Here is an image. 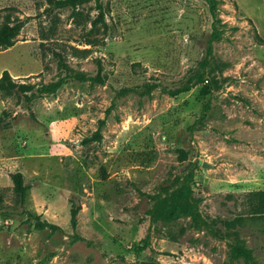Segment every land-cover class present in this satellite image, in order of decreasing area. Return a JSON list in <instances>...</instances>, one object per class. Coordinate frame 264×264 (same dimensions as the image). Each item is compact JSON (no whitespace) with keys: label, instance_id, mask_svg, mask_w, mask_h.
<instances>
[{"label":"rangeland","instance_id":"rangeland-1","mask_svg":"<svg viewBox=\"0 0 264 264\" xmlns=\"http://www.w3.org/2000/svg\"><path fill=\"white\" fill-rule=\"evenodd\" d=\"M220 1L225 33L205 68L209 82L171 96L165 90L203 57L205 0H101L96 26L95 1L76 16L45 0H0V23L6 14L23 23L0 51V77L7 70L39 88L65 76L58 52L74 72L104 78H68L52 94L0 93V264H231L229 238L188 217L151 219L154 197L185 177L218 228L243 217L240 238L264 264V217H250L248 196L264 190V0ZM147 82L160 87L116 95ZM16 172L30 186L24 200Z\"/></svg>","mask_w":264,"mask_h":264},{"label":"trees","instance_id":"trees-1","mask_svg":"<svg viewBox=\"0 0 264 264\" xmlns=\"http://www.w3.org/2000/svg\"><path fill=\"white\" fill-rule=\"evenodd\" d=\"M49 6L57 8H70L72 12L79 16L80 7L84 4H88L91 1H95V8L98 10L97 17L91 19L93 26H96L100 22H104V10L101 0H45ZM209 13L212 18L211 32L204 49V54L199 62L197 69L191 71L190 76L180 86L173 89H164L167 94L171 96H177L181 93L187 92L197 84H202L208 81L206 77L205 68L208 65L209 59L213 53L214 43L222 40L225 33V26L222 23L218 14V5L220 0H205ZM23 27L22 21L12 19L10 14H6L0 23V51L9 49L14 46L16 37L20 34ZM58 58V66L64 71L65 76L59 77L57 80L48 84H44L35 89L34 85L23 84L17 82L7 70H4L0 77V93L5 96L12 95L14 92H20L23 94L30 93L32 96L39 94H52L56 92L68 78H75L80 81H92L95 83H104V78L101 76L100 70L95 76L87 75L83 72H74L66 63L64 57L58 53H54ZM209 82V81H208ZM160 87L157 83H144L137 87H123L116 91V95L124 96L129 93H136L139 96L150 95V93L156 88ZM35 89V90H34ZM104 125L101 121L99 129L95 132V139H100V128ZM11 180L14 185L15 191L24 200L27 192L30 188L28 184L23 181L21 172L12 174ZM192 178L185 177L180 182L179 186L165 190L162 194L154 197V204L149 210L150 217L153 221L173 222L181 217L190 218L191 227L197 230H205L212 234L214 237L229 238L227 244L229 247V262L243 264H261V262L255 257L254 250L248 248L246 243L240 238L238 225H243V217H237L233 221H222L225 231L217 227L216 220H210L202 215L199 210L201 199L194 195L191 187ZM251 199L250 204V217H264V190L250 192L248 194ZM70 223L72 228H76L78 222V213L80 206L76 203L74 198L70 199ZM221 222V221H220ZM36 226L40 229L49 228L52 231L60 230L61 228L53 223L46 221L36 220ZM81 239V238H78ZM142 264H160L158 262L146 261Z\"/></svg>","mask_w":264,"mask_h":264},{"label":"water","instance_id":"water-1","mask_svg":"<svg viewBox=\"0 0 264 264\" xmlns=\"http://www.w3.org/2000/svg\"><path fill=\"white\" fill-rule=\"evenodd\" d=\"M203 166H206V164H204Z\"/></svg>","mask_w":264,"mask_h":264}]
</instances>
